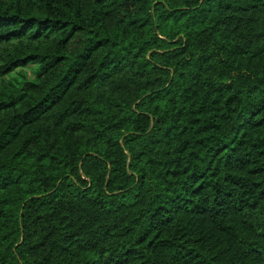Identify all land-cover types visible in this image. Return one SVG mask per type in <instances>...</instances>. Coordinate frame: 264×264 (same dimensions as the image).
Masks as SVG:
<instances>
[{
    "label": "trees",
    "instance_id": "16d2710c",
    "mask_svg": "<svg viewBox=\"0 0 264 264\" xmlns=\"http://www.w3.org/2000/svg\"><path fill=\"white\" fill-rule=\"evenodd\" d=\"M0 264H264V0H0Z\"/></svg>",
    "mask_w": 264,
    "mask_h": 264
},
{
    "label": "rangeland",
    "instance_id": "374dc122",
    "mask_svg": "<svg viewBox=\"0 0 264 264\" xmlns=\"http://www.w3.org/2000/svg\"><path fill=\"white\" fill-rule=\"evenodd\" d=\"M21 70L25 73L27 78H29V79L33 78V72H34L33 67H31L30 65H27V66L23 67Z\"/></svg>",
    "mask_w": 264,
    "mask_h": 264
}]
</instances>
